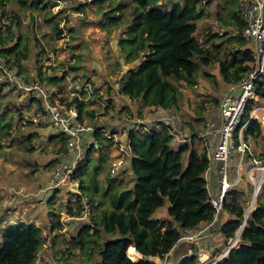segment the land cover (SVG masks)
<instances>
[{
    "label": "trees",
    "instance_id": "16d2710c",
    "mask_svg": "<svg viewBox=\"0 0 264 264\" xmlns=\"http://www.w3.org/2000/svg\"><path fill=\"white\" fill-rule=\"evenodd\" d=\"M15 1L21 11L35 10L42 15L52 33V40L62 37L64 28L59 27V24L63 19L66 22V14L63 11L52 12L51 0ZM209 2L210 0H129V3L124 0L91 1L93 12L99 14L95 23L99 30L108 35L118 31L117 49L123 58V64L126 67L133 62L137 64L123 72L116 56L115 63L121 70L117 86L116 82L108 84L104 96H99L104 97V106L99 103V97L93 99V96V102L98 106H94L92 110H84L86 102L79 100L81 116L86 113L93 117L98 107L113 112L115 108L113 109L112 92L116 89L118 95L127 96L138 105L135 111L123 108L125 114L118 118L122 122L126 123L133 117L143 118L145 110L170 109L180 127L192 131V137L188 142L180 144L174 140L170 126L166 124L127 131L131 148V156L128 158L131 173L124 170L121 175H111L107 168L106 185L101 192L98 188L90 192V186H87L81 175L92 159L86 157L81 162L76 175L92 207L87 220H78L70 228L71 231L64 234L71 238L66 246L67 253L71 254L78 247L83 255L81 261L86 264H156L144 257L133 260L127 253L128 247L133 246L141 255L163 259L183 232L212 218L213 208L204 176L208 163L207 152L203 139L198 135L206 127L203 116L205 107L201 103L194 118L180 117L181 89L183 86L196 85V73L202 66L213 63L218 64L222 82L227 86L233 85L248 72L252 58L251 48L242 35L244 23L235 0H229L223 5V15L216 14L217 21L231 27L233 33L228 30L220 33L218 30L207 32L203 41L198 39L197 21L203 16V7ZM76 9L84 8L80 6ZM12 22L18 28L17 31L12 30ZM20 23L19 16L14 14L8 24L0 26V53L21 72L25 71L22 60H27L32 53L31 42L35 43L37 57L39 53L42 55L45 52L46 44H42L37 37L36 21L28 22L24 33L18 27ZM66 29L70 39H75L74 28L68 26ZM220 37L225 38L214 41ZM72 57L76 61L80 59L79 54H72ZM76 61L71 64L72 70L77 67ZM35 68L41 75V64ZM203 73L208 74L206 71ZM263 78L264 75L257 81L256 91L264 99ZM49 79L57 81L54 77ZM214 102L218 104L219 99H214ZM10 127L11 121L6 122L0 129V136L9 134ZM247 134L251 140L263 138L260 157L264 158V133L257 123L254 122L248 128ZM97 135L102 146L93 150L99 153L97 158L104 161L108 154L107 145L111 141L102 133ZM31 136L33 133L26 135L27 138ZM63 148L62 142L58 151ZM105 166L106 161L94 163L92 173L103 170ZM124 172L130 178L128 183L121 178ZM248 189H251L250 185ZM237 194L232 191L223 201V209L228 216L215 231L220 233L224 245L229 238L234 237L246 213L248 194L243 193L240 197ZM164 205L167 206L169 218L154 217L156 210ZM63 207L72 214L80 211V207L73 210L63 203L59 209ZM49 220L52 231L61 229L58 213ZM37 232L38 226L33 221L3 224L0 227V264H35L42 249V242L36 237ZM183 246L187 244L183 243ZM193 250L191 255L181 256L175 264H199L196 250ZM217 251L219 248L214 249L212 254H217ZM215 264H264V204L259 199L247 216L237 245L231 247Z\"/></svg>",
    "mask_w": 264,
    "mask_h": 264
},
{
    "label": "built area",
    "instance_id": "2783aa9c",
    "mask_svg": "<svg viewBox=\"0 0 264 264\" xmlns=\"http://www.w3.org/2000/svg\"><path fill=\"white\" fill-rule=\"evenodd\" d=\"M91 1L51 0V10L54 13L63 11V14L72 11L83 16L86 13L85 8ZM236 2L244 23L242 35L251 44V67L237 83L228 85L223 90L215 106L219 114V124L214 126L211 121H207L205 129L198 133L207 152L208 163L204 176L213 214L210 221L182 233L178 242L186 243L187 248L181 256L191 255L193 252L190 245L196 244L200 238L212 234L221 226L224 222L223 201L230 192L247 193L249 205L262 193L264 186V158L260 157V153L254 152L251 139L247 136L248 128L254 122L264 133V99L256 91V83L264 75V0ZM80 6L84 9H76ZM8 22L2 21L0 26ZM59 27L64 28L62 37L54 41L69 40L65 19L60 22ZM223 31L224 29L219 30L220 33ZM39 39L43 44L41 38ZM1 47L0 43V49ZM59 47L53 46L52 43L49 46L45 45L43 52L45 60L40 63L41 75L37 73L36 68L33 70V72L36 70L35 74H28L29 70L25 63L23 64L25 71L22 69L20 72L18 67L9 63L0 53V88H6L13 96L10 109L16 116L17 124L11 125L10 134L35 133L41 135L45 142L57 136L59 139L57 141L64 144V148L55 155V162L46 182L38 186L35 192V196L40 200L43 196L53 197L56 191H60L63 194L61 201L65 206H70L73 210L80 207L77 214L68 212L66 207L57 212L58 221L62 225L61 231L64 232L69 227H74L78 220H87L90 214L92 204L81 188L76 171L94 148L102 146L98 133H102L111 141L110 147L115 151V155L109 161V173L121 175V172L126 170L128 158L131 156L127 131L166 124L170 126L174 140L180 144L188 142L192 132L181 131L178 121L164 115L153 119L152 124L146 123L144 118L133 117L126 122V131H111L106 128L104 121L101 120L103 123L98 121V115H104V108L94 112V123L85 121L79 111L78 101L91 100L93 96L97 98L104 96V92L89 79L83 78V82L73 80L69 75L72 70V58L69 54L67 60L59 63L55 61L54 52L60 49ZM50 77L57 81L52 82ZM117 84L116 82L115 86ZM66 89L70 90L68 94ZM103 96L98 99L102 106L105 104ZM32 146L37 148L40 144L33 142ZM248 185L251 189H248ZM19 189H14L18 196L32 194L24 189L20 192ZM244 225L242 221L234 237L226 241L219 254L212 256L209 264H215L231 247L237 245L240 229L244 228Z\"/></svg>",
    "mask_w": 264,
    "mask_h": 264
},
{
    "label": "rangeland",
    "instance_id": "374dc122",
    "mask_svg": "<svg viewBox=\"0 0 264 264\" xmlns=\"http://www.w3.org/2000/svg\"><path fill=\"white\" fill-rule=\"evenodd\" d=\"M124 1L129 3V0ZM167 1L169 0H162V2ZM228 1L229 0H210V2L203 7L204 14L197 21L198 30L196 32V36L199 40L203 41L207 32H216L224 29V31L228 30L233 33V29L231 27L222 25L216 19L217 13H220L221 15L224 14L223 9ZM85 12L86 13H84L83 16L77 15L72 11L66 14L65 26H72L74 28L73 34L75 35V39H70V35H68L69 40L59 39L58 41H54L51 39L52 33L48 24L43 21L42 15H40L38 11L27 10L26 12H23L19 9L15 0H0V22L7 20L10 21L14 14H17L21 21L20 26L18 27L24 33L27 29L28 22L36 21V24H39L37 37L39 36L42 41H44V38L46 37V41H50L53 46H60V49L54 52L55 61L57 63L67 60L68 54L70 57L72 54H79L80 59L78 61L71 57L72 64L76 61L77 67L69 72L70 77L73 80L80 82H83V78H88L93 81L95 85L99 86V89L105 92L108 84L113 85L121 75L120 66H122V71L124 72L125 64L117 66V63H115L117 56L115 49H117V47L114 48V46L115 44L117 45L116 41L118 31L113 35H108L99 30V27L95 25L99 14L93 12L92 4L85 8ZM11 27L14 31L18 30V28L13 25V22ZM30 35L32 36V32H30ZM43 35L45 36L43 37ZM224 38L225 37H220L214 39V41L217 42ZM30 49L32 51L31 56L26 61H23L22 64L25 62L27 63L29 70L28 74H35L34 72H36V70L33 72L31 67L34 66V64L38 66L40 63H43L45 60V53H43V55L39 53L40 59L38 60L36 59V46L34 42H31ZM34 60H36V62ZM118 61H120L119 57ZM203 71L208 72V74H204ZM196 79V85L193 87L183 86L181 89L180 117L194 118L197 115L196 111L201 103L205 107L204 111L213 107L214 109L217 108L215 107L217 106V103L214 102V99H219L226 86L221 80L217 63L202 66L198 73H196ZM262 80H264V78ZM69 91L70 90L66 89V94H68ZM112 93H114L113 96L117 97L118 93H116V89H113ZM95 98H97V96L93 99ZM93 99L85 101L86 106L84 110H92V108L97 105L93 102ZM12 101L13 96L10 95L6 88L0 90V129L6 122L9 121H11V125L17 124L16 116L10 109ZM115 107L116 99H114L113 109ZM96 109L100 110L99 107ZM104 111V115H98V121H104L107 128L115 127L113 121L116 119V113H113L108 117L107 111L109 110L105 109ZM161 112H163L161 109L145 110L143 117H146L147 115L156 116L158 113L161 115ZM82 115L85 121L94 123V113L93 117L86 113H83ZM101 115L102 117H100ZM26 135L27 134L21 135L9 133L0 136V227L3 224L15 221L33 220V222H35L38 226L36 237L42 242V249L38 253L35 264H86L81 261L83 255L78 247L73 249L71 254L67 253L66 246L68 242H70L69 240L71 238L69 235H65L64 233L68 232L71 227L64 232H62L61 229L52 231L49 226L50 220L47 218L45 219V217L48 216L55 218V214H57L59 207L62 204V202H60L63 196L62 192L56 191L53 198L49 196L51 199L43 196L40 200H36L35 208L38 215L43 217L41 219H39V216L35 217L32 214H27L28 210L23 212L18 208L16 209V207H13V205L15 206V201H17V203L20 202L18 194L14 192V189L20 188V192H23V189L26 192H31L30 190H33V187H30L29 184L32 185L33 182L34 185V182H38V172H46L47 170L50 171L51 166L55 161V155L62 143L61 141H57L59 140L57 136H53L49 142H45V139H43L41 135L35 134L34 136L28 138ZM262 141L263 138L251 140V147L255 153L259 154L260 151L263 150L261 146ZM33 142H36L37 145L40 144V146L37 148L33 147ZM98 154L99 153L97 151L90 152L87 158L89 157L92 160L90 161L86 171L81 173L87 186H90V192L94 191L96 188H98L99 192H101L106 185L107 174L105 172H107L108 168V158L104 160L106 161V166L103 170H99L95 174L94 172L92 173V165L94 163L98 164L104 162L97 158ZM85 160L86 159H84L83 162ZM35 173L36 181L34 180ZM121 178H123L127 183L130 182V178L127 176L126 172L123 173ZM243 178H245L244 175ZM29 195L30 193L25 194L24 198H28ZM237 195L240 197L244 194ZM258 199L264 204V186L262 188V193L253 202L252 207H254V204L258 201ZM166 207L167 206L164 205L157 209L153 216L169 218ZM5 220L7 222H4ZM193 247L198 256V263L209 264L215 247L212 249H208V247H206V249H198L195 245H193ZM191 249L192 252H194L192 247ZM157 262L158 264H174L171 262L169 254L163 259L158 258Z\"/></svg>",
    "mask_w": 264,
    "mask_h": 264
},
{
    "label": "crops",
    "instance_id": "0c3cea01",
    "mask_svg": "<svg viewBox=\"0 0 264 264\" xmlns=\"http://www.w3.org/2000/svg\"><path fill=\"white\" fill-rule=\"evenodd\" d=\"M37 25V33H38V29H39V24H36ZM45 35H43L44 37ZM42 40V39H41ZM46 45H48V43L50 41H46V37L44 38V41H43ZM247 45L251 48V44L247 41ZM117 47V46H116ZM115 48V46H114ZM118 48V47H117ZM43 55V54H42ZM72 57V56H71ZM36 58H39L40 57H37ZM73 58V57H72ZM25 65L26 67L27 66V63L25 62ZM36 67V64H34V66L31 67L32 70H34ZM227 86V85H226ZM225 86V88H226ZM223 92V91H222ZM222 94V93H221ZM221 96V95H220ZM114 99H116V107L114 109V111H107L108 112V117L111 116L113 113H116L117 116H116V119H114L113 123L115 124V127H111V128H107L111 131H116V132H121L123 130L126 131V123L122 122L121 120H119V116H124L123 114L124 111H123V108H131L133 111H135V107L137 105L136 101L135 100H132L131 98L127 97V96H124V95H117L116 96H113ZM220 98V97H219ZM130 110V109H129ZM163 112H161V115H164V116H171L173 117V114H172V111H170V109H161ZM105 113V111H104ZM159 113L158 115L156 116H150V115H147L146 117H143L144 120L146 121V123L148 124H152L153 123V119H155L156 117L158 116H161ZM203 116L205 118V123L207 121H211L214 126H217L219 124V114H218V110L217 108L214 109L213 108H210V109H206L204 112H203ZM124 118V117H122ZM174 118V117H173ZM101 119V118H100ZM175 119V118H174ZM125 120V118H124ZM176 120V119H175ZM177 121V120H176ZM181 126V125H180ZM11 128V127H10ZM9 133H10V129H8ZM125 131L123 133H125ZM181 131H184V132H192L190 129L186 128L185 130H183L181 128ZM29 134V133H28ZM35 135V133H33V136ZM37 135V134H36ZM32 137V136H31ZM260 139V138H259ZM50 141V140H49ZM107 158L108 160L110 161V159L115 155V151L110 147V145L108 146L107 145ZM109 161H108V165H109ZM55 162V161H54ZM53 162V164H54ZM53 166V165H52ZM51 166V168H52ZM108 167V166H107ZM51 170V169H50ZM126 170H127V173L130 174L131 171L129 169V164L127 165L126 167ZM42 171V170H41ZM48 171V172H47ZM46 172H38L37 173V180L38 182H34V185H33V182H32V185L29 184L30 187H33V190H30L32 192L31 195H29L28 198H24L25 196H18V198L20 199V202L17 203V201L14 202L15 206L13 205V207H16V209L18 208L20 211H23L25 212V210H28V213L27 214H32L33 216H39V219L43 218L42 216L38 215V212L36 211V208H35V205H36V200L38 199L37 196H35V192H36V188L38 186H41V185H44V183L46 182L47 180V177L49 175V170H47ZM34 180L36 181V173H35V176H34ZM17 189V188H15ZM29 191V190H28ZM53 198V197H51ZM49 198V199H51ZM48 199V200H49ZM25 200V202H24ZM39 200V199H38ZM62 200V199H61ZM60 200V201H61ZM60 210V209H59ZM58 210V211H59ZM18 213V212H16ZM15 213V214H16ZM227 213L223 211V220H225V218L227 217ZM49 219L50 217H45V219ZM4 220V219H3ZM33 221V220H32ZM4 222H7L6 220ZM183 243L184 242H177L175 244V246L172 248V250L168 253L169 254V258L171 260V262H173L174 264L179 260V258L181 257V255L183 254V252L185 251L186 247L187 246H183ZM219 243V244H218ZM198 249H206V247H208V249H212L213 247H215L214 249L217 250V248H219V251H217V254H219V252L221 251V249L225 246L222 242V237L220 235V233H215L213 232L212 234H209L207 236H204L202 238L199 239V241L194 244ZM192 248L194 249V247L192 246ZM217 254H214V255H217ZM212 255V254H211Z\"/></svg>",
    "mask_w": 264,
    "mask_h": 264
},
{
    "label": "water",
    "instance_id": "95a60500",
    "mask_svg": "<svg viewBox=\"0 0 264 264\" xmlns=\"http://www.w3.org/2000/svg\"><path fill=\"white\" fill-rule=\"evenodd\" d=\"M116 43H117V41H116ZM116 46H117V45L115 44V48H116ZM115 50H116V54H117V56L119 57V60H120L121 64H123V58H122L121 54L119 53V51H118L117 49H115ZM136 64H137L136 62H133V63L131 64V67H135ZM128 68H129V67L124 66V71H126ZM251 206H252V201L249 203V205H248V207H247V210H246V213H245V216H244V220H243V224L246 222V219H247L248 213H249V211H250V209H251ZM242 228H243V227H242ZM242 228L240 229V231H242ZM239 234H241V232H240ZM127 255H128V254H127ZM142 256L144 257V259L152 260V261H154L155 263H157V261H158V257H157V256L143 255V254H142ZM129 257H130V256H129ZM156 258H157V260H156Z\"/></svg>",
    "mask_w": 264,
    "mask_h": 264
},
{
    "label": "bare ground",
    "instance_id": "6f19581e",
    "mask_svg": "<svg viewBox=\"0 0 264 264\" xmlns=\"http://www.w3.org/2000/svg\"><path fill=\"white\" fill-rule=\"evenodd\" d=\"M127 253L131 255L133 260L143 257L133 246L128 247Z\"/></svg>",
    "mask_w": 264,
    "mask_h": 264
},
{
    "label": "clouds",
    "instance_id": "9594fccd",
    "mask_svg": "<svg viewBox=\"0 0 264 264\" xmlns=\"http://www.w3.org/2000/svg\"><path fill=\"white\" fill-rule=\"evenodd\" d=\"M129 257V256H128Z\"/></svg>",
    "mask_w": 264,
    "mask_h": 264
}]
</instances>
